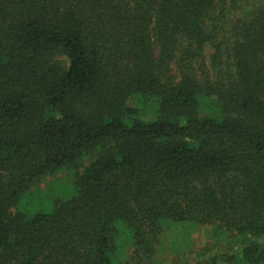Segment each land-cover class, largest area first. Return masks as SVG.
Wrapping results in <instances>:
<instances>
[{
  "label": "trees",
  "instance_id": "16d2710c",
  "mask_svg": "<svg viewBox=\"0 0 264 264\" xmlns=\"http://www.w3.org/2000/svg\"><path fill=\"white\" fill-rule=\"evenodd\" d=\"M0 264H264V0H0Z\"/></svg>",
  "mask_w": 264,
  "mask_h": 264
},
{
  "label": "rangeland",
  "instance_id": "374dc122",
  "mask_svg": "<svg viewBox=\"0 0 264 264\" xmlns=\"http://www.w3.org/2000/svg\"><path fill=\"white\" fill-rule=\"evenodd\" d=\"M208 55H211L210 50L208 51ZM65 177L66 176L64 174L59 175L55 178L47 179L42 185H40L39 186L40 188H47L48 187V189H46L47 192L42 193L43 197L51 196V197H55V198H59V199H64V198L68 197V195L70 194V191H69L70 183H69L68 177H66V179H64ZM194 240H195V249H196V253L192 254V255H194V257H196V255L198 256V254L204 248L208 247L212 250H215V248L210 247L211 241H209L206 238V233L204 230H201L200 232L195 233ZM177 260H178V258H176L175 256L170 257V263L178 262Z\"/></svg>",
  "mask_w": 264,
  "mask_h": 264
}]
</instances>
